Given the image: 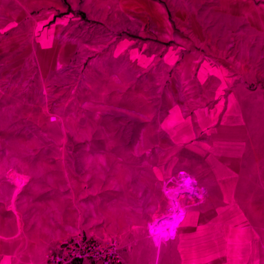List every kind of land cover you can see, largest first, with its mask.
I'll use <instances>...</instances> for the list:
<instances>
[{"label": "rangeland", "instance_id": "rangeland-1", "mask_svg": "<svg viewBox=\"0 0 264 264\" xmlns=\"http://www.w3.org/2000/svg\"><path fill=\"white\" fill-rule=\"evenodd\" d=\"M200 186L192 218L249 209L264 247V0H0L4 227L127 264Z\"/></svg>", "mask_w": 264, "mask_h": 264}, {"label": "crops", "instance_id": "crops-1", "mask_svg": "<svg viewBox=\"0 0 264 264\" xmlns=\"http://www.w3.org/2000/svg\"><path fill=\"white\" fill-rule=\"evenodd\" d=\"M44 18L43 25L54 16ZM65 21H55V31L50 32L54 37L56 29L62 28ZM50 33H45L44 38ZM55 45L53 40L56 49ZM196 194V202L188 205L172 232L150 234L149 253L153 255L139 256L138 250H132L125 255L127 264H264L260 231H255V219L249 209L243 213L235 208V216L227 217L226 209L221 208L214 216H207L203 210L209 208L200 207L199 215L192 218V212L203 199L201 186ZM0 264H47L45 246L35 244L27 236L17 235L0 222Z\"/></svg>", "mask_w": 264, "mask_h": 264}, {"label": "built area", "instance_id": "built-area-1", "mask_svg": "<svg viewBox=\"0 0 264 264\" xmlns=\"http://www.w3.org/2000/svg\"><path fill=\"white\" fill-rule=\"evenodd\" d=\"M121 245L117 239L79 237L49 246L48 264H74L87 261L90 264H122Z\"/></svg>", "mask_w": 264, "mask_h": 264}]
</instances>
